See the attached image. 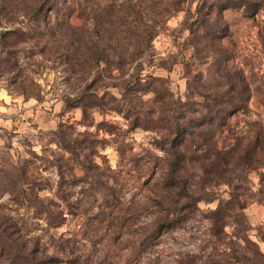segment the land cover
<instances>
[{
    "label": "rangeland",
    "instance_id": "obj_1",
    "mask_svg": "<svg viewBox=\"0 0 264 264\" xmlns=\"http://www.w3.org/2000/svg\"><path fill=\"white\" fill-rule=\"evenodd\" d=\"M174 1L75 0L71 22L60 16L42 29L45 38L21 17L14 29L25 30V42L0 39V219L23 222L50 254L59 246L96 261L109 232L121 229L128 258L152 232L172 117L191 129L213 104L199 87L219 83L214 52L227 50L250 86L248 108L230 119L218 150L243 144L244 154L246 141L264 132V0H250L255 17L240 6L211 11L224 0H181L173 12ZM134 5L156 33L147 47L120 32L134 21L126 17ZM97 48L109 62L95 64ZM76 99L90 106L86 114L67 106ZM261 159L253 169L233 164L205 185L188 164L199 211L153 242L140 264H264ZM219 207L230 216L223 234L210 219Z\"/></svg>",
    "mask_w": 264,
    "mask_h": 264
},
{
    "label": "trees",
    "instance_id": "obj_2",
    "mask_svg": "<svg viewBox=\"0 0 264 264\" xmlns=\"http://www.w3.org/2000/svg\"><path fill=\"white\" fill-rule=\"evenodd\" d=\"M180 2L181 0H175L172 3L173 12L178 11L181 6ZM74 3L75 0H0V29L11 26L10 31L0 33V39L6 41L7 38L15 37L19 40L26 35L23 28L14 29L16 24H20L18 20L21 17L31 22L34 26L31 29L33 28L37 37L45 38L46 35L42 29L49 28L53 21L60 20V16L67 20H64V23L71 22ZM150 3L152 5L153 2ZM257 5V2L250 0H224L213 6L211 11L216 9L218 13H223L240 6L255 17L259 12V7L256 8ZM252 6H255L254 10L251 9ZM150 9L151 6L146 7V10ZM127 14L126 17L132 18L134 21L131 19L132 21L128 23L126 29L122 26L123 30L120 32L125 33L128 37H134L135 45L145 44L147 47L156 33L143 27V23L137 19L146 13L138 12L137 6L134 5L129 8ZM147 14L150 15V12ZM49 34L55 35L52 32ZM259 35L264 46V32L259 31ZM97 37L99 36L97 35ZM50 42L48 40L46 44ZM214 54L216 56L213 58L217 61L218 66L219 83L214 88L198 86L207 93V97L213 104L207 107V113H201V118L194 122L191 129L181 125L176 115L172 117L174 124L172 123L170 128L173 137L169 141L171 146L169 154L172 159L169 162L165 178L156 185L158 188L157 195H155L156 207L161 210L160 215L152 232L146 233L140 239L139 246L134 249L130 257L122 256V252L129 250L130 247L121 246L120 242L127 235L121 229L109 232L105 249L99 251L96 261L89 262L87 259L85 261L84 255L78 254L77 250L71 251L69 248L66 250V248L61 249L59 246H55L53 248L56 253L50 254L48 248L42 247L37 241L34 242V239L30 237V231L26 229L23 222L19 223L11 217L4 216L0 219V264H140L153 242H157L166 233L182 228L190 214L199 211L197 207L199 199H196L192 194V188L195 186L192 183L194 180L191 179L189 183L185 182V178L190 172V169L187 168L188 164H191V169L200 174L194 176L201 180V185L211 183L213 175L222 178L223 174L232 173L230 167L233 164H237L235 165L237 167L243 166L251 169L262 164L264 132H259L253 135L252 139L246 141L242 148V150L247 149L243 151L244 154L239 152L243 144L227 153L218 150L219 137L228 129L230 119L246 112L250 86L247 84L244 74L238 69H233L234 67L231 65L233 58L230 57L227 50L223 49L214 52ZM93 56L92 60L96 65L110 61V58L99 52L98 48ZM118 59L120 61L116 66L120 68L126 59L121 57ZM199 94L203 96L202 93ZM66 104L72 108L82 106L85 109V114L86 110L90 108L89 105H84L80 99L67 101ZM195 112L199 113V111H193V113ZM225 218H230V216L221 207L212 213L210 219L217 226V230L220 229L217 234L225 232L226 224L223 223ZM49 224L53 225L52 222ZM61 256H65V259H61ZM233 259L235 262L238 261L237 258Z\"/></svg>",
    "mask_w": 264,
    "mask_h": 264
}]
</instances>
